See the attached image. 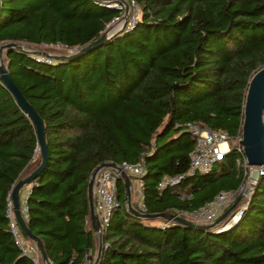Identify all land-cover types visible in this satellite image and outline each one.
Here are the masks:
<instances>
[{
	"label": "trees",
	"instance_id": "16d2710c",
	"mask_svg": "<svg viewBox=\"0 0 264 264\" xmlns=\"http://www.w3.org/2000/svg\"><path fill=\"white\" fill-rule=\"evenodd\" d=\"M134 1L140 14L132 29L73 59L5 51L13 82L44 123L47 162L29 184L24 214L49 264L86 257L91 264L87 183L102 161L144 162L147 213L191 212L243 181L231 150L209 170L157 187L188 169L195 144L188 124L230 137L241 129L248 83L264 67V0ZM120 15L99 0H0V44L81 48ZM37 146L32 120L0 80V264H33L14 241L7 211L14 184L40 165ZM124 193L119 178L120 206L97 264H264V175L227 231L161 227V219L129 214Z\"/></svg>",
	"mask_w": 264,
	"mask_h": 264
},
{
	"label": "built area",
	"instance_id": "2783aa9c",
	"mask_svg": "<svg viewBox=\"0 0 264 264\" xmlns=\"http://www.w3.org/2000/svg\"><path fill=\"white\" fill-rule=\"evenodd\" d=\"M129 4L128 14L125 20V24L121 25L122 29H132L139 18L140 10L137 7L134 0H127ZM101 4L109 7H115L121 10L123 15L124 7L120 2L110 3L106 1H100ZM121 15V17H122ZM120 17L114 18L112 21L117 20ZM123 27V28H122ZM47 45V44H45ZM60 45V44H54ZM41 55V54H40ZM36 59H45L50 61L48 56L33 55ZM188 131L195 139L194 148L189 155V165L185 172L175 175H168L163 177L157 184L159 190H163L168 187H173L180 183L182 179L187 176H192L197 172H204L209 170L217 162L223 160L231 150H235L238 154L236 164L243 167V181L239 187L230 191H219L215 197L206 202L199 208L188 212L178 210L174 214L191 220L200 224L214 223L211 230L215 231H227L231 229L241 219L243 212L247 208L250 197L255 189L254 181L250 178L251 166L247 164L246 157L243 152V146L241 144L242 132L241 129L234 137H230L223 131H214L209 128H200L194 124H188ZM119 165L124 171L127 172L130 178L131 185L135 183V188L132 186V197L135 200L133 206L142 213H147L145 205L143 203L142 187L143 183L141 176L145 171V164L142 160L135 163L123 162ZM261 176L264 175V167H261ZM121 178L120 172L113 167H102L94 176L93 193L96 213L100 222V233L102 235L106 226L109 223L112 212L120 206V201L117 197V180ZM21 212L25 219V200L22 203ZM232 207L226 215L216 222L222 214ZM12 204L10 197L8 199V211L7 217L10 219L9 227L10 232L14 237V241L20 249L21 255L29 258L33 264H41V258L36 244L23 236L15 218L12 216ZM161 227H165L173 221L161 219ZM99 232L95 231V237L99 238ZM79 264H89V258H85Z\"/></svg>",
	"mask_w": 264,
	"mask_h": 264
},
{
	"label": "water",
	"instance_id": "95a60500",
	"mask_svg": "<svg viewBox=\"0 0 264 264\" xmlns=\"http://www.w3.org/2000/svg\"><path fill=\"white\" fill-rule=\"evenodd\" d=\"M120 2L124 7V12L122 15V19L124 22L126 20L129 4L127 0H115ZM117 31L114 33H109L105 30L99 37L92 40L85 46L79 48V50L75 53L69 55H51L47 52H41L39 54L43 56L52 57L53 59H73L78 57L89 50L100 46L110 37H112ZM7 49H17L21 50V44L19 42L10 41L6 43L0 44V80L5 88L14 96L16 103L18 106L26 113V115L32 120L37 137V147L39 149V153L41 155L40 165L32 171L26 177H21L14 184L13 188L10 192V200L12 204L13 216L22 231V233L30 240H32L39 251L41 264H49L47 259L43 243L41 239L33 234L28 228L26 221L23 217L20 207V191L21 189L29 185L32 180L36 177V175L41 171V169L45 166L47 162V143L45 139V131H44V123L36 111V109L29 103V101L25 98V96L21 93L18 87L13 82L10 73L8 72L7 65L3 59V52ZM263 109H264V67L258 70L250 79L248 83V89L245 97V102L243 106V121L241 125L242 139L241 144L243 146V152L247 160V164L251 166L250 170V178L254 181V187H256L257 183L261 178V167H264V120H263ZM113 167L116 168L120 172V177L124 184V201L125 207L129 214L134 217L141 219H165L173 221L176 224L187 226L191 228L200 229L203 231L210 230L214 223L211 224H200L195 223L191 220H188L184 217L178 216L174 213L169 212H158V213H142L138 211L132 204V185L130 182L129 175L126 171H124L117 163L113 161H102L97 164L91 171L88 183H87V198H88V207H89V217L90 223L93 232L97 231L100 233V222L98 219V215L96 213L95 201H94V193H93V184H94V176L95 173L102 167ZM227 209L222 216L216 221L218 222L222 219L226 213L231 209ZM103 241L102 235L100 233L99 240L97 244V248L95 251V255L91 259V264H97L102 251H103ZM90 259V258H89Z\"/></svg>",
	"mask_w": 264,
	"mask_h": 264
},
{
	"label": "rangeland",
	"instance_id": "374dc122",
	"mask_svg": "<svg viewBox=\"0 0 264 264\" xmlns=\"http://www.w3.org/2000/svg\"><path fill=\"white\" fill-rule=\"evenodd\" d=\"M99 1H106V2H110V3L117 2L115 0H99ZM121 15H122V13H121ZM121 15H120V18H118L117 20L111 21L108 24L106 30L109 33H114L115 31H117V32L121 31L120 30L121 25L125 24L124 19H122ZM20 44L22 47L21 50H23L27 53H30L32 55H39V56H41L39 54L41 52H47L51 55H69V54L75 53L79 50V48H66V47L61 46V45H53V44H51V45H45V44L33 45V44H28V43H20ZM49 58H50V60H54L52 57H49ZM3 59H4V62L6 64L5 51L3 52ZM38 153H39V149L37 147L34 159L37 157ZM26 176H23V177H26ZM132 186L135 188V183H133ZM134 198L135 197H133V200L131 199L133 204L135 203ZM98 240H99V238L95 237L96 248H97Z\"/></svg>",
	"mask_w": 264,
	"mask_h": 264
},
{
	"label": "crops",
	"instance_id": "0c3cea01",
	"mask_svg": "<svg viewBox=\"0 0 264 264\" xmlns=\"http://www.w3.org/2000/svg\"><path fill=\"white\" fill-rule=\"evenodd\" d=\"M29 188H30V185H26L24 186L21 191H20V203L22 204L23 201L25 200L27 194H28V191H29ZM96 251V250H95ZM94 255H95V252H94Z\"/></svg>",
	"mask_w": 264,
	"mask_h": 264
}]
</instances>
